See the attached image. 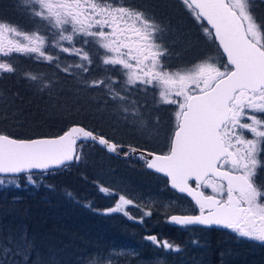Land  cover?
Returning a JSON list of instances; mask_svg holds the SVG:
<instances>
[{
    "label": "snow or ice",
    "instance_id": "snow-or-ice-1",
    "mask_svg": "<svg viewBox=\"0 0 264 264\" xmlns=\"http://www.w3.org/2000/svg\"><path fill=\"white\" fill-rule=\"evenodd\" d=\"M180 3L212 39L220 62L204 54L187 64H170L164 26L148 11L121 0H18L33 28L22 30L0 19V78L18 73L10 62L16 54L78 77L86 88H102L113 102L135 106L133 93H152L158 105L172 107L173 130L166 151L159 153L125 145L82 124L55 136L25 138L0 130V185L19 187L21 177L35 185L37 173L70 167L82 160L85 147L99 145L110 154L142 160L172 190L190 198L196 214H171L167 222L231 230L264 243V182L259 179L264 173V18L256 13L257 0ZM61 54L74 57V62L62 64ZM94 66L103 74L86 79ZM24 78L39 79L29 72ZM50 83L45 81L40 90ZM123 112L127 115L129 109ZM97 190L115 197L100 214H122L139 223L153 215L151 208L141 210L125 194L107 186L98 185ZM132 208L141 215H130ZM27 239L22 232L15 252L0 248V264H19L17 255L23 264H32V254L21 252L28 248ZM146 240L162 251H180L157 235ZM108 259L101 256L90 264Z\"/></svg>",
    "mask_w": 264,
    "mask_h": 264
},
{
    "label": "trees",
    "instance_id": "trees-1",
    "mask_svg": "<svg viewBox=\"0 0 264 264\" xmlns=\"http://www.w3.org/2000/svg\"><path fill=\"white\" fill-rule=\"evenodd\" d=\"M166 1L121 0L126 6L148 11L160 21L166 29V34L169 35L170 30L175 27V24L177 25L175 18H179L181 14L177 13L172 19V11L170 13L166 10ZM168 1L174 6L173 1ZM1 2L7 3V6L5 3L0 5V19L19 26L22 30L33 28L32 21L19 7L18 0H0V4ZM257 4L256 13L264 18V4H260L259 0ZM167 46L169 51L172 50L171 46ZM172 53L175 57V60L172 57L169 61L172 65L187 64L198 59L192 60V57L184 62V59L182 61L181 57L177 56L178 51ZM64 61L62 58L61 62L65 63ZM10 62L19 71L16 75L9 74L0 78V119H4L0 120V130L25 138L55 136L73 124H82L94 129L97 133L111 137L108 134H112L108 131L111 125L104 123L105 118L70 116L67 111H59L57 115L53 113L55 116L51 120L41 118V121L47 124L39 121L36 127H30L32 121L31 119L28 120L29 122L26 121V117L32 115L37 110L36 107L39 109H44L46 105L47 108L54 105L61 107L63 100L56 103L46 100L44 94L40 95L36 92L33 82L24 78L25 72L38 74L40 80L50 77L54 72L58 80L66 79L77 84L76 96L74 95L72 100L78 99L76 104L85 114L86 109L89 110V115L93 113L98 107L95 104L99 101L109 113L118 111L121 114L125 107L129 109L135 107L140 112L138 104H140L141 97H144L142 93L132 94L136 100L135 106L127 101L113 102L107 99L102 88H86L80 83L78 77L74 78L57 68L52 69V65L47 63H37L16 54H13ZM97 68L98 66H94L85 78L94 79L101 76L103 73ZM111 75L119 76L118 73H111ZM149 94L152 102L145 103L154 107L153 119L155 120L162 110L160 108L165 106L158 105L153 94ZM77 106L69 108L72 110ZM170 113H173L172 109ZM14 122L19 123L14 124ZM134 125L137 127L142 125L143 130L146 131L148 123L139 125L134 122ZM125 132L130 133V131ZM120 134L114 133L125 145L157 153L166 151L151 148L149 144L140 141L135 136L132 137L131 133L127 137L120 136ZM136 161L145 165L137 158L124 162L112 159L104 150L98 149L95 145H89L84 149L82 160L75 166L56 173L37 176L35 185L28 183L31 194L22 192L21 195L16 196V192H4L3 185L0 186V244H7L12 249L13 245L18 246L20 243L21 233H26L28 248L21 251H28L32 254L34 257L32 264H86L101 256L110 257L119 252L128 253V251L140 250L144 251L143 255L134 259L132 264H264V243L262 242L244 240L225 229L181 230L168 227L165 223L168 215L194 214V206L185 197L171 193L166 181L147 172L146 167L139 172L126 166ZM259 179L264 182V173ZM23 180H25L23 177L19 179V185H23ZM98 185L107 186L110 191L120 194L127 193L133 200L137 197L145 198L138 192L148 193L149 200H143L138 205L141 210L151 208L153 215L146 217L143 223H139L122 214H100L104 209L113 205L115 197L102 195L97 190ZM160 197L163 198L161 205L155 202V198ZM171 197H174L176 201V203L171 202L172 207L168 204V198ZM179 203H183L186 208L175 207ZM130 215L139 217L141 211L132 208ZM148 235H157L162 240H168L178 245L180 251H162L146 240Z\"/></svg>",
    "mask_w": 264,
    "mask_h": 264
},
{
    "label": "rangeland",
    "instance_id": "rangeland-1",
    "mask_svg": "<svg viewBox=\"0 0 264 264\" xmlns=\"http://www.w3.org/2000/svg\"><path fill=\"white\" fill-rule=\"evenodd\" d=\"M168 1V0H167ZM167 1L165 3V6L167 7L166 10L170 11L173 4H171L169 1V6L167 4ZM174 2V6L178 7L180 10V16L179 18L175 16L177 15V13H171V18L174 19L175 21L177 20V25L175 24V27H173L170 32L169 35L166 34V29L163 33L162 39H163V43L164 45L166 44V47L168 48L167 45L172 47V50L170 49V53H171V58L174 56L173 55V51H175V53L178 54V57H181L182 61L184 59L185 61H188L190 58H192V60H194L195 58H200V56L207 54V55H211L216 57L217 61L220 62L221 58L217 55V51H216V45L213 44V41L211 38H206L203 33L200 31L198 25L194 22L192 16L184 9V7L181 5L180 0H171ZM161 4H163L162 1H160ZM176 2V3H175ZM5 3V2H4ZM1 2L0 5L4 4ZM5 6H7V3H5ZM184 12V13H183ZM185 14V15H184ZM168 19V18H167ZM173 23V21L171 22ZM168 36V37H167ZM212 41V42H211ZM210 42H211V47H210ZM169 50V48H168ZM61 57L63 58V60H65L63 62H61L62 64H67V63H73L75 58L74 57H68L67 54H61ZM175 60V57H173ZM178 63H180V61L178 60ZM174 64H176V62L174 61ZM181 64V63H180ZM52 69H54V66H51ZM39 77L38 80H40V76L38 74H35ZM87 79V78H86ZM40 81L45 82V81H50V90L45 93V99L49 100V101H53V102H59L62 101L64 98H66V94H64V88L61 82L58 81L56 75L54 74V72L52 73V75L50 77L47 78H42ZM150 96V97H149ZM78 99L75 98L74 100H72V102H70V106H77V101ZM141 101L143 103H141ZM145 102H152L151 100V95L148 94L147 96L144 95V97H141L140 99V104L139 105V109L140 112L138 111V109H136L135 107L129 109V114H125L123 111L121 112V117H117L115 115V113H109V111H107V109L105 108V106L101 105V102L99 101V103H96L95 106H98L95 108V110L93 111V116L88 113V109H86V114L85 112H82L81 109L77 106L76 109H72L70 110V108H68V106H66V104L64 103L61 107H57L56 105H54L53 107H49L47 108V105L44 109H39V107H36V111H34V113L30 116L26 117V121L30 120L32 121L30 127H36L37 126V122L40 121V123H44L47 124L44 121H41V118H46L47 120H51L53 119V116L57 115V113L60 112H65L67 111L68 114H70V116H77V115H81L82 117H91L92 119L97 118V119H103L105 118L104 123L107 125H113L116 126L113 130L114 133H121L120 136H126L130 135L137 139H139L140 141H143L144 143H147L151 146V148L155 149V150H166V144H167V137L170 135V132L173 130V116H174V112L170 113V110L172 109L171 106H165V107H161L160 109L161 112H159V117L157 119H153V109L154 107L145 103ZM51 105H53L51 103ZM50 105V106H51ZM152 108V110H151ZM157 108V107H156ZM155 108V109H156ZM70 110V111H69ZM135 111L136 115L133 116L131 113ZM173 111V109H172ZM41 113L43 114L41 116ZM53 113H56L55 115H53ZM58 117V116H57ZM55 117V118H57ZM65 119V118H63ZM0 120H4V119H0ZM65 121V120H64ZM29 122V121H28ZM134 122H137L139 125L142 124H146L148 123V126L146 128V131L143 130L142 128H138L137 126L134 125ZM19 122H14V124H18ZM43 125V124H42ZM116 129V130H115ZM125 131H130V133H126ZM112 132V131H111ZM111 137L113 134L108 133ZM106 161V160H105ZM108 162V161H106ZM110 162V161H109ZM126 166L132 170H137V171H141V169H144V167H146L144 164H141L140 162H134L132 164L128 163L126 164ZM205 191L208 194H211V190L210 189H205ZM126 197L128 196L127 193L125 194ZM144 196V195H143ZM149 197L143 198L144 201H146L147 199L149 200ZM169 201V206L172 207L171 202H175V198L171 197L168 198ZM155 202L158 203L159 205H161V203L163 202V198H155ZM166 206V204H165ZM175 207L177 208H181L184 209L186 208L183 203H179L178 205H176ZM169 209V208H167ZM237 235V234H236ZM237 237H239L237 235ZM244 240L250 241V242H254L253 240H249L247 238H243ZM258 242V241H257ZM260 243V242H259ZM5 246H9L7 244H0V248H3ZM14 247L12 248L13 252H15V250L17 249V245H13ZM23 248H21L22 250ZM22 252V251H21ZM117 254H112V256H110L105 264H117L119 262ZM15 260L19 262V264H23V259L22 256H15ZM86 264H90V262H87Z\"/></svg>",
    "mask_w": 264,
    "mask_h": 264
},
{
    "label": "bare ground",
    "instance_id": "bare-ground-1",
    "mask_svg": "<svg viewBox=\"0 0 264 264\" xmlns=\"http://www.w3.org/2000/svg\"><path fill=\"white\" fill-rule=\"evenodd\" d=\"M169 8H171L170 9V11H172L173 13H179L180 11H179V8L178 7H176V6H172V7H169ZM59 82H61L62 83V85H63V88H64V94H67L66 96V98H65V100L63 99V101H62V103L64 104H66V106H68V108L70 107V102H71V100L73 99V97H75L76 95H75V93H76V90H77V84H74V83H72V82H70V81H67L66 79H63V80H58ZM33 82V81H32ZM43 84H44V82H42V81H40V80H37V81H35V82H33V86H35V88H36V92H38L40 95L41 94H44L45 95V93H47L51 88L49 87L48 89H45L44 91H41L40 89L43 87ZM75 95V96H74ZM115 113V115L117 116V117H121V115L119 114V112L118 111H116V112H114ZM111 125V124H110ZM148 125H146V127H147ZM116 126H113V125H111L110 126V128H108V131H112V136L113 137H115V138H117L118 140H120L117 136H115L114 135V133H113V130H114V128H115ZM138 128H144L143 126H141V127H138ZM95 146H97V145H95ZM97 148L99 149V147L97 146ZM101 150V149H100ZM103 150V149H102ZM106 152V151H105ZM106 154H107V156H109L110 158H114V159H116V160H119V161H122V162H124V161H126V160H130V159H133V158H131V155L128 157V158H124L123 157V155H120L121 156V158H119V157H116V156H114V155H109L107 152H106ZM75 164H77V163H75ZM75 164H73L72 166H70V167H73V166H75ZM68 168V167H67ZM67 168H64V169H59V170H56V171H54V172H52V173H56V172H58V171H63V170H65V169H67ZM51 173V174H52ZM37 176H40L39 175V173H37ZM44 176V175H43ZM0 186H2V185H0ZM169 188V187H168ZM11 189H14V191H11ZM170 190V189H169ZM3 191L4 192H16L15 194H16V196H18V195H21L22 194V192H26V193H28V194H31V190L29 189V187H28V182L26 181V180H23V185L21 186H19V187H16V186H14V185H3ZM138 193H140V194H142V195H144V196H146V197H148L149 195H148V193H146V192H144L143 191V193H141V192H138ZM171 193H173L174 195H176L174 192H171ZM127 198H130L129 196H127ZM137 204H141L142 202H143V199H140V198H135V200H134ZM165 223H166V225L168 226V227H170L171 229H173V228H175V229H181V230H185V229H200V230H208V229H204V228H199V227H196V228H193V227H185V228H182V227H172L170 224H169V222H167V217H166V219H165ZM220 229V228H219ZM143 253H144V251L143 250H140V251H128V253L126 252V253H124V252H119V253H117V255H119L118 256V259H119V262L117 263V264H132L133 263V261H134V259H136V258H138L140 255H143Z\"/></svg>",
    "mask_w": 264,
    "mask_h": 264
},
{
    "label": "water",
    "instance_id": "water-1",
    "mask_svg": "<svg viewBox=\"0 0 264 264\" xmlns=\"http://www.w3.org/2000/svg\"><path fill=\"white\" fill-rule=\"evenodd\" d=\"M98 147H99V149H103L101 146H99V145H97ZM104 150V149H103ZM108 153V152H107ZM109 155H114V154H110V153H108ZM114 156H116V155H114ZM116 157H119V158H121V156H116ZM131 158H133V159H136V157L135 156H133V155H131ZM61 169H64V168H61ZM147 169V168H146ZM59 170V169H58ZM147 172H149V173H152V174H154V175H156V176H158V177H161V178H163V179H165V177L162 175V174H157V173H155L153 170H149V169H147ZM169 187V186H168ZM169 189H170V191L171 192H174L176 195H178V196H180V197H183L184 195L183 194H179V193H177L176 191H174V190H172L170 187H169ZM184 197H186V196H184ZM188 200H189V202H190V198H188V197H186ZM191 203V202H190ZM192 204V203H191ZM172 227L174 226V227H180V226H176V225H174V224H172V223H169ZM197 227H199V226H197ZM182 228H185V227H182ZM193 228H196V227H193ZM199 228H204V227H199ZM204 229H219V228H217V227H213V228H204ZM221 229V228H220Z\"/></svg>",
    "mask_w": 264,
    "mask_h": 264
}]
</instances>
